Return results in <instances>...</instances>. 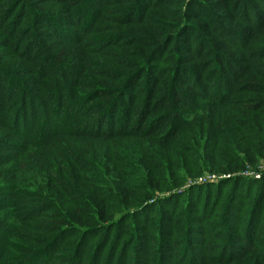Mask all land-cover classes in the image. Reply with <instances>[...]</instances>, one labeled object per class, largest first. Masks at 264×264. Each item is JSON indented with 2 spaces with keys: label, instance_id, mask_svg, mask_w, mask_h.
Returning a JSON list of instances; mask_svg holds the SVG:
<instances>
[{
  "label": "rangeland",
  "instance_id": "1",
  "mask_svg": "<svg viewBox=\"0 0 264 264\" xmlns=\"http://www.w3.org/2000/svg\"><path fill=\"white\" fill-rule=\"evenodd\" d=\"M94 2L0 0V264H191L193 255L203 256L206 264H264V254L258 261L241 254L235 257L243 246L219 236L226 229L240 234L238 240L244 233L256 239L263 236L264 198H257L250 184L238 189L232 181L238 177L245 183L264 179V157L249 161L238 156L244 170L233 176L205 170L199 178H188L178 192L186 194L162 207L159 202L170 194L133 210L125 209L116 193L124 186L141 187L142 179L159 175L160 167L171 168L177 175L180 167L181 171L192 170V155L198 151L188 142L194 143L193 133L205 137V147L218 148L217 158L210 156L223 164L232 157L231 147L252 151L250 142L255 136L249 128L245 124L230 126L224 119H230L239 105L253 110L264 99V91H256L264 86V57L246 66L236 80V91L229 96L223 92L219 103L221 98L212 99L213 92H201L214 88L219 79L205 83L216 62L211 54L202 52L205 40L216 39L221 25L245 29L244 20L235 12L213 8L203 9L202 15L197 10L184 13L181 0H173L171 6L160 4L167 15L163 27L157 24L159 14L151 4L144 7L155 16L125 26L121 10L127 3L98 0L95 19L88 25V16L83 14L93 9ZM251 4L260 7L257 12L264 11L259 0ZM155 28L167 39L164 51L150 44ZM183 29L194 33L176 35ZM58 30L70 32L79 45L64 47L69 42L55 36ZM172 33L176 38L170 40ZM49 48L52 53L56 48L55 54L66 52L58 72L51 67ZM144 58L152 68L132 82L134 75L139 76L136 68L139 71L138 62ZM173 69L179 72L178 78L188 75L191 82L179 79L173 85ZM158 71L163 72L161 90L143 101L144 90L158 83L153 81ZM54 80L58 86L52 88ZM169 82L183 89V95L192 93L201 105L222 104L206 107L210 126L218 127L216 136L206 135V120L193 121L198 123L196 129L201 124L200 132L192 128L189 135L175 128L174 113L163 109L172 96L167 98L165 90ZM69 83L77 91L71 99H67ZM113 103L117 106L109 108ZM46 120L54 125L48 130ZM43 133L44 137L38 136ZM251 175H259L258 180ZM222 180L232 183L221 184ZM82 203L101 205L113 223H118L116 228H52L55 220L73 222L70 215ZM151 223L167 224L160 238L159 229H153ZM180 223L191 228L203 223L201 227L208 228L201 237L191 239L189 234L183 236L186 227L181 232ZM220 226L224 229L217 228ZM143 246L145 253L140 254ZM216 249L218 258L212 260ZM165 256L169 261H163ZM227 256L230 261L225 262Z\"/></svg>",
  "mask_w": 264,
  "mask_h": 264
},
{
  "label": "trees",
  "instance_id": "2",
  "mask_svg": "<svg viewBox=\"0 0 264 264\" xmlns=\"http://www.w3.org/2000/svg\"><path fill=\"white\" fill-rule=\"evenodd\" d=\"M33 1V0H30ZM94 7L91 10H88L87 12H85L83 14V16L85 14H87L88 19H89V24H91V19H95V16L97 13L96 12V8L97 5V1L98 0H94ZM125 3H127L128 5L125 6L127 7L125 10H121L122 14L121 16H123L124 18V22L123 24L125 26H127L128 24H137L139 22H141L143 19H145L146 17L150 16V15H154L149 13L148 9L145 8L144 6L147 4H151V7H153V9H156V12H158V18H157V24L161 27H163V24H166V18L167 15L162 13V7H160V4L162 3V5L167 4L168 6H171V2L173 0H123ZM260 1V6L261 9L264 10V0H259ZM251 3H253V0H181V8L184 11V13H190L193 10H197L198 14L202 15L201 11L203 9H210L213 8L215 11H229V12H235L237 13L239 20H244V26L245 29H234L232 27H225L224 25H221L219 27H217V40L214 39L213 41H208L205 40L206 45H204L202 52H205L204 54H211L212 57H215L216 62L214 64H212L213 69H211L208 73H207V78L205 80L206 84H211L212 81L215 78L219 79L217 80L216 85L214 86V88L211 89H202L201 92H206L209 93L208 95H210L213 92L214 97L212 99H216V98H221L220 100L217 101V103H219L222 100V95L223 92H225V96H229L230 92L236 91V87L235 83L236 80L238 79V77H240V74L242 72H244V69L246 70V66H248V64H252L253 62L256 61H260L264 56V11L263 12H257L256 9L260 8L257 7L256 5H252ZM187 6V7H186ZM164 10V9H163ZM164 12H166L164 10ZM184 15V14H183ZM155 16V15H154ZM234 15H232L231 19L233 18ZM155 33L152 35L153 36V41L150 42V44H154L156 47L161 48V50L164 51V45L165 42L167 41L166 38L162 37V32L159 30V28H155ZM198 32V28H195L194 31ZM188 31V32H187ZM194 32L191 33V31H189L188 29H183L180 31V33H177L176 35L179 36H190V34H193ZM55 36L62 38V39H66L69 43L67 44L66 47L67 49L72 48V46H76L79 45L78 43V38L77 37H73V35L70 34V32L68 31H54ZM85 33H81L80 36L84 35ZM175 33L171 34V39L172 38H176ZM184 37V36H183ZM73 38V39H72ZM145 42H147L145 40ZM64 49V48H63ZM253 49V50H252ZM50 52V48L48 49ZM53 53L51 52V56H50V61L52 64V68L53 69H57L58 64L60 63V59L61 56L65 55V51L64 53H56L55 51L57 50L56 48H53ZM66 50V49H64ZM77 55H81V50L78 47L77 48ZM206 54V55H207ZM63 59V58H62ZM68 59V58H67ZM65 60V59H63ZM149 61L144 58L143 61H139L138 65L139 66V71L138 68H136L137 71V75H139L138 77H136V75H134V77L132 78V82H135L134 79L139 78L142 75L147 74L148 75V70H149V66L150 64H148ZM214 65V66H213ZM72 68H75L77 66L71 65ZM166 66H169L166 65ZM176 64L173 65V68L175 69ZM257 68H260V65L256 66ZM152 67L150 66V69ZM174 69L171 71V81H173V85L176 83L175 81L180 79L181 80H185V83L187 82H191V78L186 75L184 77L178 78L179 75H177L178 73H175ZM221 70V74L220 71ZM59 71V69H57V72ZM151 71V70H150ZM226 71V72H225ZM175 73V74H174ZM146 75V76H147ZM163 72L160 73L158 71V74L156 73L155 76L153 77V81H158V83L156 85H152L149 88H146L144 90V94H143V101L144 100H151L153 99L156 94L161 90L160 85L162 84V82H160L161 78H162ZM220 75V76H219ZM224 77V78H222ZM148 78V77H147ZM60 79V78H58ZM149 80V79H148ZM165 80V79H164ZM52 88H55L56 86H58V81L54 80L52 81ZM132 82L130 84H132ZM184 82V81H183ZM192 83H194V81H192ZM129 84V85H130ZM70 86V90L67 92V99H71V97L75 96L77 93L76 89H75V85L74 83H69ZM192 87H194V84H191ZM170 88H172V93L170 91ZM191 87H189L190 89ZM165 90H167V92H169L167 98H170V100L168 101V106L163 108L164 111H168V113H174V121H175V128L181 129L185 132V134H191L193 133L192 128H194L195 130H199L200 132V125L199 128H195L197 126L198 123L195 124V122L193 121H201V123H203L205 120V123H203V126L206 127V135L208 136H216L215 133H217L218 127L216 125H214L213 127L210 126L212 121L211 119L209 120V117L207 116V111L208 109L213 106V108L219 107L222 104H208V103H203V105H201V101L199 99H197L194 95H191L192 93H187V95H183V89H178L175 87H172V85H170V82L168 83V87H165ZM186 90V89H185ZM192 90V89H191ZM261 90L264 91V86L259 87L256 91L258 93L261 94ZM190 99H188L189 97H191ZM258 108H254L253 110H248L243 108L244 106L242 105L238 109H235L234 111V115L225 118L224 121H226L227 123H229L230 126H240V125H246L249 128V133L252 134L253 136H255L254 139L251 140V144L252 145L251 149L252 151L246 148H239V145L236 147H231V149L233 150L232 152V157L230 159H228L226 164H223L221 162H217V160H213L211 159L210 154L213 155V157L217 158L218 154V148H214L211 147V145L209 147H205L203 145V142L205 141V137H201V135L197 136L195 135V133H193V140L194 143H192V141L188 140L189 144H191L192 146H195L196 148H198V151H194V161L192 163V170H188V171H181L182 167H180V173H177L172 170L171 168H164V167H160L158 169V174L159 175H153V177H144L141 181V183L143 184L141 187V189H139L138 187H120L119 189L116 190L117 193V197H118V201L120 202V204L125 208H130V209H137L135 207H143L147 202H151L153 201L155 198H157L159 195H163V194H170L169 197H166L164 199H162V201H160V206H165L166 204H170L169 202L171 200L175 198V202L178 198H181V196L185 195V193H178L180 188H182L183 184L185 183V181L189 178V179H195V178H199V176H202L203 173H205V170H208L210 174H221L223 176L226 175H234L236 174L237 171H242L244 169L243 166H241V162L239 160L238 156H243L246 159H249V161L254 160L255 156L257 157H264V143L260 141L264 140V99L260 100L258 102ZM117 105L111 104L109 106L110 107H115ZM206 107H209L208 109H206ZM175 110V111H174ZM212 112V114H215V111H210ZM232 113V111H231ZM21 114V112H20ZM251 114V115H250ZM78 114L76 113V116ZM249 116V117H248ZM32 117V116H31ZM78 117H81L80 115H78ZM33 119V117H32ZM242 119V121L240 120ZM189 121V122H188ZM76 122V121H75ZM54 125L52 124V122L46 120L44 121V127L45 130H48L50 128H52ZM212 128V129H211ZM43 135L44 137V133L38 135L39 137ZM27 136L26 132H24V137ZM24 137H20L21 140H25ZM200 138H202V140H199ZM248 145V146H250ZM199 148L201 150H199ZM187 152H192V150L190 149ZM191 156V154H190ZM210 158V159H209ZM254 162V161H253ZM235 180H237V182H235ZM233 182V186H235V188H240L242 189L244 185L246 184V186H248L247 184H250L249 186L251 187L252 190H256L257 193V198L262 197V199L264 198V179H261L259 181H251L249 183H245L243 182V180L238 177L236 178ZM230 181H220L221 184L223 183H232ZM235 182V183H234ZM243 182V184H242ZM239 184V185H238ZM217 188V187H216ZM215 188V189H216ZM244 189V188H243ZM175 192V193H173ZM198 194V192H197ZM244 194V193H243ZM178 196V197H177ZM107 195L104 197L106 198ZM179 201V199L177 200ZM135 208V209H134ZM262 218V216H260ZM259 217V218H260ZM70 218L72 219L73 222L68 223L65 220H55L54 222L51 223L52 228H56L58 231H62L64 228L68 227V228H78L81 230L87 229V230H95L98 228V226L102 227V226H106V227H114L118 225V223H113V217H110V215L108 214L107 210L105 208H103L101 205H96L94 207H90L87 204H79L77 206V209L75 211L72 212V214L70 215ZM256 219L258 218V216L255 217ZM165 221V220H164ZM141 222H144V219L141 220ZM234 225L239 224V221H233ZM249 223V222H248ZM150 224V223H149ZM153 229L155 228V226H157L158 230V234L157 237L160 238V236L163 235V230L166 229L167 224L164 223H151ZM183 223L179 224V228L181 229L180 231L182 232V226ZM197 225H199V228H191V225H188V227H186L185 231L183 232V236H188V234L190 236H188L189 238L193 239V236H199L201 237L203 235V231L204 229L206 230V227L203 223H198ZM219 229H224L222 226L217 227ZM133 230V229H132ZM131 230V231H132ZM130 234V233H129ZM239 234V233H238ZM247 234H249V236H247ZM240 235V234H239ZM237 235V236H239ZM244 236L241 237L240 240L236 239L237 236L234 233V229H226L224 232L220 233L219 236L220 238H223L225 241L231 242L233 245H237V244H241L243 247L241 248V251L234 255L236 256H240L243 255L245 256L247 259L250 258V260H254V261H258L260 260L259 258L262 254H264V233L263 236L260 237L259 239L254 238L253 236L250 235V233H244ZM218 238V236H217ZM136 239V237H135ZM236 240V241H235ZM161 247V249L163 247L166 248V246H161V243H158ZM257 244L259 247H254V245ZM144 246H146L144 244ZM142 247L140 250V254H144V248ZM219 249V248H217ZM215 250L213 255L211 256V259L216 260L218 258V250ZM227 249V247H225V250ZM166 251L168 250L167 248L165 249ZM217 252V253H216ZM224 249L222 251V254L224 255ZM216 253V255H215ZM193 258L194 263L193 264H206L208 263V261L205 260V258L203 256H191ZM37 259V258H36ZM41 259V258H40ZM166 256L163 259V261H169V258L166 260ZM230 257L227 256V258L225 259V262L230 261L229 260ZM262 260H264V258H262ZM191 261L190 263L192 264ZM221 261H223V258H221ZM35 264H41V261L39 263H35ZM42 264H44L42 262ZM164 264V263H163Z\"/></svg>",
  "mask_w": 264,
  "mask_h": 264
},
{
  "label": "built area",
  "instance_id": "3",
  "mask_svg": "<svg viewBox=\"0 0 264 264\" xmlns=\"http://www.w3.org/2000/svg\"><path fill=\"white\" fill-rule=\"evenodd\" d=\"M246 174H247V173H246ZM251 177H253V178H255L256 180H258L259 175H255V176L251 175Z\"/></svg>",
  "mask_w": 264,
  "mask_h": 264
}]
</instances>
